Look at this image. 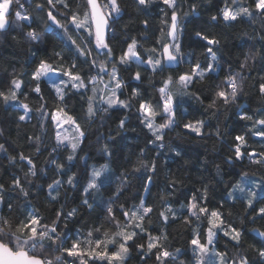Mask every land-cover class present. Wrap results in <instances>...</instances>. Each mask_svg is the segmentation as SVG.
<instances>
[{
	"label": "snow or ice",
	"instance_id": "obj_1",
	"mask_svg": "<svg viewBox=\"0 0 264 264\" xmlns=\"http://www.w3.org/2000/svg\"><path fill=\"white\" fill-rule=\"evenodd\" d=\"M133 2L146 11L157 0ZM158 3L161 26L153 46L144 47L142 37L122 29L125 39L114 50L115 26L125 14L121 0H0V33L19 30L30 45L59 33L68 41L67 51L74 49L66 56L63 48L54 47L51 55L33 59L28 83L15 69L10 79L0 81V104L19 112L17 127L35 120L40 128V135L26 136L37 159L24 151L11 154L7 142L0 143L3 159L22 173L0 180V208L6 209L0 214V264H130L133 249L143 264H264V231L252 228V238H259L255 244L246 239L249 224L264 222V175L254 184L248 172L238 173L231 190L215 203L207 183L191 190L183 202L173 200L183 183L178 176L170 177L158 199L153 198L161 150L167 147L174 158L182 156L178 147L165 143L173 132L201 142L215 138L227 143L226 164L234 167L247 161L264 169V0H221L217 14L210 16L216 26L261 22L259 47L252 44L227 72L217 55L219 37L195 31V41L205 53L203 64L182 48L184 21L196 12L195 4L186 12L185 0ZM143 25L147 30L148 20ZM182 65L188 70L181 71ZM254 78L261 103L255 111L240 105L232 113L236 123L228 143L220 117L243 100L246 82ZM30 94L35 107L25 102ZM73 100L83 101L79 110ZM105 116L116 117L118 132L131 129L135 120L147 131L148 152L154 155L141 149L123 171H114L111 146L100 143L103 161L78 170V154L87 138L85 124ZM48 127L55 133L50 148L42 139ZM42 156L48 157L46 167L38 168ZM221 171L216 165L217 175ZM114 176L119 179L115 188ZM135 183L140 194L126 201ZM70 193L78 194L79 203L65 211ZM38 194L57 205L50 217L31 203ZM20 200L23 210L15 203ZM85 214L94 219L83 232L69 229L70 224L82 223ZM154 217L159 221L156 227ZM169 229L187 234L185 247H173Z\"/></svg>",
	"mask_w": 264,
	"mask_h": 264
},
{
	"label": "trees",
	"instance_id": "obj_2",
	"mask_svg": "<svg viewBox=\"0 0 264 264\" xmlns=\"http://www.w3.org/2000/svg\"><path fill=\"white\" fill-rule=\"evenodd\" d=\"M80 2V0H78ZM246 2V0H245ZM221 0H185L184 11L189 12L193 4L196 6V12L190 13L184 21L185 34L182 40V48L186 53L194 54L197 59L203 64L205 62V53L195 41L194 33L198 30H204L206 33L215 35L221 40V48L217 55L221 58L220 62L224 66L225 72L228 70V65L231 64L234 68L246 53L252 44L258 47L262 42L260 40L261 30L260 21H256L252 26L247 23L236 22L232 27L224 24L216 26L210 21V16L217 14V7ZM121 7L124 9L123 19L117 24L116 39L112 41L114 50L118 49L125 39L124 32L126 30L133 36L142 37L144 39V47H151L154 44L155 38L158 36L160 28V5L157 3L150 6L146 11L138 10L133 0H121ZM148 20V29H144L143 21ZM256 29L255 31L253 29ZM247 33V35H245ZM16 37L15 39L13 37ZM254 37V39H253ZM75 38V37H74ZM81 41L78 40V43ZM57 50L63 48L66 56H71L74 53L67 51L68 41L60 37L59 33L55 35L46 34L45 40L40 44H29L23 38V34L16 30L14 32L5 34L0 33V81L10 79L9 73L15 69L17 72L24 73L25 82L28 83V73L31 71L29 64L33 59L45 58L51 55L53 48ZM35 51L36 56L33 57L31 52ZM259 64H257V70ZM188 70L187 65L181 66V71ZM159 79V78H157ZM256 83L255 78L246 87V95L235 108L230 107L229 111L220 117V125L225 134V140L231 143V136L233 128L236 123L232 113L240 107L245 105L255 111L261 103L260 98L256 95V88L253 86ZM42 90L47 94L48 89L42 83ZM49 104L52 103L50 96L47 97ZM26 103L31 107H35L37 101L32 94ZM80 103L83 101L73 100L74 107L79 110ZM18 111H8L5 106L0 104V128L4 129V135L0 136V143L7 142L6 147L9 148L11 154L19 151H24L25 154H32L34 159H37L32 151L31 145L26 141V136L40 135L39 125L35 120L27 125L17 127L16 117ZM81 116L83 113L81 112ZM216 123L215 118L212 121ZM117 119L113 116L111 119L105 116L103 121L97 119L92 124H85L87 128V138L82 146V151L78 154L79 164L78 170H82L85 165L96 164L98 161H103V157L99 152L100 143H109L114 155L109 161L113 170L123 171L124 166L130 159L134 160L139 154L141 149H145L146 154L153 156V153L148 152L146 144L148 140V133L142 129L135 120L132 121V128L126 131H117ZM134 129V130H133ZM179 131V129L177 130ZM54 131L51 127L47 128L46 133L42 137L46 141L47 146L50 148L54 143ZM112 136V140H106V137ZM168 147H178L182 151V156L174 158L171 151L166 149L161 150L162 156L157 159L159 168V175L156 177V186L153 189V198L158 199V192L168 182L170 177L178 176L182 179L183 183L178 185L174 197L175 201L183 202L184 197L194 188H199L201 185L207 183L209 186V196L216 202L220 197L231 190V185L238 179L237 174L248 172L250 177L257 178V184L260 183V178L264 175V169L258 168L256 165H251L247 161L241 164H236L234 167L226 164L225 157L228 153L227 143L215 140V138L199 141L191 137L183 135L177 136L176 132L166 137L165 141ZM254 147H256L254 145ZM48 157L42 156L38 158V168L46 167V160ZM216 165H220L221 174L217 175ZM21 174L20 169L13 168L9 165L7 159H3V154H0V180L9 181L12 174ZM42 183V181H40ZM119 183L118 177L114 176L113 188ZM140 194L139 184L135 183L131 192L124 197L126 201L132 202L133 198ZM77 193H70L65 200V211L70 207H75L79 203L76 200ZM104 199L108 198V193H104ZM63 198V193H62ZM20 210L24 208V201L15 202ZM33 206H39L41 214L47 217L51 216L57 205L48 204L43 194H38L36 200L31 201ZM231 201L225 204L228 207ZM175 207H179L176 204ZM239 210V204L237 209ZM6 212V209L0 208V214ZM18 215V213H17ZM236 219V217H232ZM94 219V216L85 214V219L79 224H70L69 229L77 228L83 232L89 222ZM159 221L156 217L153 218V227L158 226ZM259 228L264 231V222H258L255 225H248V236L246 237L248 244H255L257 239L252 234V228ZM172 232L171 244L173 247H185L187 234H178L175 229H169ZM223 244V241L221 242ZM130 264H143L137 252L133 249L130 256Z\"/></svg>",
	"mask_w": 264,
	"mask_h": 264
},
{
	"label": "rangeland",
	"instance_id": "obj_3",
	"mask_svg": "<svg viewBox=\"0 0 264 264\" xmlns=\"http://www.w3.org/2000/svg\"><path fill=\"white\" fill-rule=\"evenodd\" d=\"M61 131H63V130H61ZM257 180H258L257 178H255V177L252 178V177H251V181H252V183L257 184Z\"/></svg>",
	"mask_w": 264,
	"mask_h": 264
},
{
	"label": "water",
	"instance_id": "obj_4",
	"mask_svg": "<svg viewBox=\"0 0 264 264\" xmlns=\"http://www.w3.org/2000/svg\"><path fill=\"white\" fill-rule=\"evenodd\" d=\"M252 234L256 237V233L252 231ZM258 238V237H257ZM259 239V238H258Z\"/></svg>",
	"mask_w": 264,
	"mask_h": 264
}]
</instances>
